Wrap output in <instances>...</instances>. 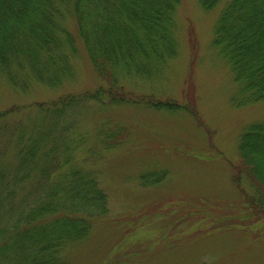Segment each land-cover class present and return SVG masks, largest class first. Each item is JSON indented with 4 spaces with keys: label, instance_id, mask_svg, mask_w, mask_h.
<instances>
[{
    "label": "trees",
    "instance_id": "obj_1",
    "mask_svg": "<svg viewBox=\"0 0 264 264\" xmlns=\"http://www.w3.org/2000/svg\"><path fill=\"white\" fill-rule=\"evenodd\" d=\"M179 1L0 0V83L24 91L34 83L62 84L74 72L77 40L106 82L0 109V264H69L66 251L87 239L94 219L107 214L95 173L75 163L77 150L89 143L71 131L80 107L145 102L197 114L195 104L141 95L123 82L157 76L176 54ZM198 1L206 10L224 1L212 42L232 65L246 98L264 101V0ZM31 106L38 108L36 116ZM105 129L100 135L106 148L127 134L120 126ZM238 149L242 165L233 180L241 186L248 178L253 191L242 188L246 202L264 211V119L241 133Z\"/></svg>",
    "mask_w": 264,
    "mask_h": 264
},
{
    "label": "rangeland",
    "instance_id": "obj_2",
    "mask_svg": "<svg viewBox=\"0 0 264 264\" xmlns=\"http://www.w3.org/2000/svg\"><path fill=\"white\" fill-rule=\"evenodd\" d=\"M223 2L206 10L198 0H180L176 54L153 78L123 80L138 94L195 104L196 115L179 106L122 102L87 103L73 117L71 131L89 142L75 163L95 173L107 214L66 251L69 264H264V211L246 202L242 188L253 191L250 180L243 176L241 186L233 180L242 165L239 137L264 119V101L246 98L212 42ZM77 47L74 72L60 85L34 83L24 91L2 81L0 109L106 85L80 40ZM29 110L37 115V107ZM117 126L127 134L106 148L100 134Z\"/></svg>",
    "mask_w": 264,
    "mask_h": 264
}]
</instances>
